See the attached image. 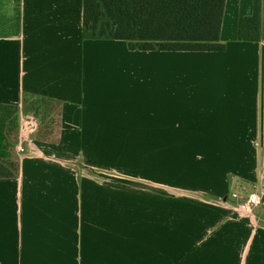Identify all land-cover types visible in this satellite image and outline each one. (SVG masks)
I'll use <instances>...</instances> for the list:
<instances>
[{"label":"crops","instance_id":"crops-1","mask_svg":"<svg viewBox=\"0 0 264 264\" xmlns=\"http://www.w3.org/2000/svg\"><path fill=\"white\" fill-rule=\"evenodd\" d=\"M83 12L0 0V103L61 102L58 140L18 139L19 174L0 178V264H264V39L242 38L253 0H226L224 51L87 39ZM241 185L259 197L246 214L223 200Z\"/></svg>","mask_w":264,"mask_h":264},{"label":"trees","instance_id":"trees-1","mask_svg":"<svg viewBox=\"0 0 264 264\" xmlns=\"http://www.w3.org/2000/svg\"><path fill=\"white\" fill-rule=\"evenodd\" d=\"M225 3L226 0H84L83 35L87 39L126 40L130 50L224 51L226 45L220 41V34ZM242 38L251 42L264 39V0H253L252 14L242 21ZM20 110L40 119L38 138L58 140L60 101L26 95L22 108L0 103V178L16 177L20 171L15 158ZM52 112L58 118L53 138V132H41L46 113Z\"/></svg>","mask_w":264,"mask_h":264},{"label":"built area","instance_id":"built-area-1","mask_svg":"<svg viewBox=\"0 0 264 264\" xmlns=\"http://www.w3.org/2000/svg\"><path fill=\"white\" fill-rule=\"evenodd\" d=\"M40 122L38 117L31 112H22L19 115V128L18 139L22 142L28 141L32 136L38 132ZM23 151V148H21ZM248 192V188L244 185L234 188L229 196H226L223 200L231 202L235 208L241 210L242 208L250 209L258 206L259 197L255 192Z\"/></svg>","mask_w":264,"mask_h":264},{"label":"rangeland","instance_id":"rangeland-1","mask_svg":"<svg viewBox=\"0 0 264 264\" xmlns=\"http://www.w3.org/2000/svg\"><path fill=\"white\" fill-rule=\"evenodd\" d=\"M40 114L44 115V110H41ZM52 121H53V123H52ZM57 121H58V118H57V114L55 112H52L50 114L46 113V117L44 119L43 126L41 127V132L44 133V132L51 131V132H53V134H51V138L55 137L56 132H57V128H58ZM50 122L52 124L48 126V124ZM17 140H18V138H17ZM116 181H117V176H116V174H114V182H116ZM144 182H145L146 190H150L151 189V185H150L151 183H148L149 181H147V180H144ZM246 187L248 188V191H249V189H250L249 186L247 185ZM248 212L249 211L246 208H242L240 210V213H242V214H246Z\"/></svg>","mask_w":264,"mask_h":264}]
</instances>
